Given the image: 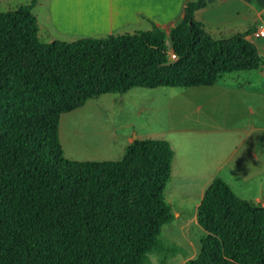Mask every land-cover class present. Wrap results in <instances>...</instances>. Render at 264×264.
Listing matches in <instances>:
<instances>
[{
    "label": "trees",
    "instance_id": "trees-1",
    "mask_svg": "<svg viewBox=\"0 0 264 264\" xmlns=\"http://www.w3.org/2000/svg\"><path fill=\"white\" fill-rule=\"evenodd\" d=\"M38 0L0 12V264H144L173 220L169 142L136 139L120 161H71L62 115L136 88L213 87L264 59L249 31L217 40L186 0L168 31L41 41ZM175 55V58H172ZM207 232L189 264H264V206L221 178L198 207Z\"/></svg>",
    "mask_w": 264,
    "mask_h": 264
},
{
    "label": "rangeland",
    "instance_id": "rangeland-1",
    "mask_svg": "<svg viewBox=\"0 0 264 264\" xmlns=\"http://www.w3.org/2000/svg\"><path fill=\"white\" fill-rule=\"evenodd\" d=\"M31 1L0 0V12ZM46 4L42 0L33 10L42 25ZM232 11L224 13L222 34L212 26L206 32L217 40L236 35L225 26L231 25ZM147 30L145 25L142 31ZM40 39L53 41L44 29ZM252 41L264 59V38ZM134 134L140 140H165L175 153L165 191L173 220L162 228L158 246L144 264H189L198 257L208 235L198 224V207L216 178L238 198L264 206V65L226 74L214 87L136 88L103 95L62 115L59 125L65 157L79 162L122 160Z\"/></svg>",
    "mask_w": 264,
    "mask_h": 264
},
{
    "label": "crops",
    "instance_id": "crops-1",
    "mask_svg": "<svg viewBox=\"0 0 264 264\" xmlns=\"http://www.w3.org/2000/svg\"><path fill=\"white\" fill-rule=\"evenodd\" d=\"M41 2L42 0H38L34 9L41 6ZM185 2L186 0H46L45 24H39L47 38L59 41V38L79 40L134 33L142 31L145 25L150 30L152 24L161 28L166 26L167 29L169 23L175 24ZM209 9L212 15L200 14ZM229 9L233 10L229 21L231 25H225L226 28L232 27L229 29L232 34L249 31L251 34L248 39L255 45L252 37L256 26L264 19V0H206V7L195 13L194 20L205 30L207 26H212L222 34V20ZM36 17L39 22L40 16ZM259 53L263 55L260 51ZM136 139L138 136L135 134L129 137V145Z\"/></svg>",
    "mask_w": 264,
    "mask_h": 264
},
{
    "label": "built area",
    "instance_id": "built-area-1",
    "mask_svg": "<svg viewBox=\"0 0 264 264\" xmlns=\"http://www.w3.org/2000/svg\"><path fill=\"white\" fill-rule=\"evenodd\" d=\"M253 36L256 38H264V19H262L256 26ZM172 58H175V55H172Z\"/></svg>",
    "mask_w": 264,
    "mask_h": 264
},
{
    "label": "water",
    "instance_id": "water-1",
    "mask_svg": "<svg viewBox=\"0 0 264 264\" xmlns=\"http://www.w3.org/2000/svg\"><path fill=\"white\" fill-rule=\"evenodd\" d=\"M173 24H174V22H171V23H169V24L167 25V30H168V31L170 30V28L172 27Z\"/></svg>",
    "mask_w": 264,
    "mask_h": 264
}]
</instances>
